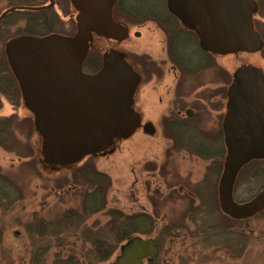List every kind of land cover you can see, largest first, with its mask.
Here are the masks:
<instances>
[{
    "label": "flooded vegetation",
    "instance_id": "obj_1",
    "mask_svg": "<svg viewBox=\"0 0 264 264\" xmlns=\"http://www.w3.org/2000/svg\"><path fill=\"white\" fill-rule=\"evenodd\" d=\"M142 1V6L135 9L134 0H0V79L6 74L11 78L18 94L17 108H20L22 101L26 103V100L22 81L11 67L8 49L22 40L47 42V46L55 51L49 55L46 79L36 92L54 96L53 108L59 109L63 103L101 105L118 98L120 107L131 110L135 77L130 69H134L139 78L135 83L139 86L137 97L140 95L143 99L148 112L144 126L151 128V132L144 131L154 136L153 126L159 128L156 149L158 156L162 154L163 163L159 161L157 168L151 169L153 175H157L156 169L159 173L169 172V165L179 161L180 165L187 162L190 166L203 163L201 181L206 175L221 176L224 162L229 157L228 119L240 103L259 101L260 114L253 109L247 121L250 128L256 129L253 133L256 139H264V0H249L252 11L246 21L239 26H228L233 40L240 42L241 46L225 53L208 47L203 49L194 26L186 25L173 13L168 8V0ZM141 33L146 35V44L142 51H135L134 38L139 39ZM180 38L184 40L180 41ZM93 41L97 43L94 48L90 45ZM225 43L230 41L225 40ZM191 49L200 56L192 57ZM70 50L72 54H78L71 69V61L66 57V51ZM239 58H244V61L233 65L232 60ZM109 66L113 70L111 79L106 74L99 84L98 95L104 96L102 101L68 96L71 92L65 83L67 75L74 70L79 71L82 78L71 83L85 87L84 79L102 77ZM56 117L52 114L47 118L54 120ZM95 122L94 118L85 122L84 128H88L85 133H90ZM98 123L101 124L99 129L103 130L106 123ZM97 137L100 136L91 134L86 140L97 142ZM148 148L153 150L151 146ZM263 161L264 157L252 158L239 170L253 162ZM237 173L231 197L235 204L242 205L263 189L248 200L235 202L233 194ZM188 175L183 177L192 185L191 174ZM217 182L219 188L220 179L215 181L216 186ZM209 184L212 186V178ZM216 205L225 215L220 208L219 190ZM215 235L224 237L221 242L216 238L210 243L213 248L209 253L225 264V231Z\"/></svg>",
    "mask_w": 264,
    "mask_h": 264
},
{
    "label": "trees",
    "instance_id": "obj_2",
    "mask_svg": "<svg viewBox=\"0 0 264 264\" xmlns=\"http://www.w3.org/2000/svg\"><path fill=\"white\" fill-rule=\"evenodd\" d=\"M0 92L13 109L12 114L0 116V148L21 161L12 175L0 169V236L5 229L12 226L9 220H4V216L13 212L16 204L24 199L23 196L27 195L31 199L35 195V192L31 195L28 194L29 191L22 190L33 178L36 182L45 181L47 184L42 185L43 189L53 193V206L46 207L45 214L50 216L56 212L57 207L62 210L53 220L46 219V215H39L40 211H35L30 218L18 223L24 233L29 235V264H101L136 234L138 237L142 235L153 239L157 245L158 256L162 253V245L170 238L179 239L193 251H204L206 248H213L210 243L217 238L216 233L225 231V237L229 238L225 241V253L233 260L241 258L246 251L251 250L248 248L250 242L259 241H252L241 230H251L248 222L257 216H264V208L255 216L244 220L222 214L216 205L217 196L213 189L216 175H206L203 181L199 179L197 184L191 185L186 177H181L177 172L173 174L172 167V170L167 171L171 179L165 181L166 189L162 193L156 188L148 191V178L155 179L156 175L146 170L143 187L148 204L152 206L151 210L142 208L127 213L108 206L111 178L98 171L92 159L86 160L73 170L43 178L31 146L32 121L27 117H17L14 113L18 107V94L8 74L0 79ZM160 173L167 176L166 173ZM261 174H264V161L253 162L239 170L234 186L235 202H241L236 196L239 188L249 191L259 181ZM211 178L212 186L209 184ZM260 189L264 190V186ZM172 200L180 205L182 214L177 217H174L177 205L173 207L171 204L165 209L161 206L162 202L165 204ZM160 208L163 213L159 212ZM93 217L95 218L88 222ZM217 220L222 222L220 227L216 225ZM29 231L33 233L31 236ZM259 243L264 246V243ZM1 250L4 253L0 261H8L10 255H6V250L0 248ZM176 255L174 253L172 256ZM209 256L212 257L211 253ZM183 259L184 257L179 258L180 264H187ZM150 264H158V260Z\"/></svg>",
    "mask_w": 264,
    "mask_h": 264
},
{
    "label": "water",
    "instance_id": "obj_3",
    "mask_svg": "<svg viewBox=\"0 0 264 264\" xmlns=\"http://www.w3.org/2000/svg\"><path fill=\"white\" fill-rule=\"evenodd\" d=\"M168 8L186 25L194 26L202 40L200 45L203 49L208 47L215 52L225 53L235 46H241L240 42L233 40V33L228 26H239L245 22L252 11V3L249 0H168ZM193 19L195 22H191ZM225 40H229L230 43H225ZM248 48L251 49V46L249 45ZM53 51L55 49L47 46V42L22 40L9 47L8 55L13 71L22 81L23 94L28 107L37 114L40 125L46 130L48 142L44 144V157L54 161L60 160L62 163L73 162L82 155L85 145L100 143L113 131L132 125L134 118L129 108L119 106L118 98H115L114 102H104L101 105L90 102L80 105L63 103L59 109L53 108L54 96L36 92L46 79L49 55ZM66 57L71 61L72 65L69 66L71 69L78 54H72L70 50L66 51ZM106 74L108 79H111L113 70L110 66L102 77L86 78L85 87H77L71 82H77L82 77L79 71L74 70L65 79V83L68 84L67 89L71 92L68 96L80 97L85 101H102L104 96L98 95L99 84ZM260 107L257 100L254 103L242 102L228 119L229 157L220 180L219 201L223 213L236 220L246 219L264 208V190L242 205L235 204L231 197L233 180L239 168L252 158L264 157V139H256L253 134L256 129L250 128L247 121L253 109H257L260 114ZM52 114L57 115L54 120L47 118ZM91 118L96 122L90 133H85V130H88L84 128L85 122ZM98 122L106 123L103 130L99 129L101 124ZM144 130L151 132L149 125L144 126ZM91 134L100 136L97 137V142L86 140ZM249 137L255 139V142L248 146H237L239 141L246 143ZM60 140L65 142L61 143ZM157 254V245L153 239L135 236L120 246L119 254L111 264H144L145 260L153 262Z\"/></svg>",
    "mask_w": 264,
    "mask_h": 264
},
{
    "label": "rangeland",
    "instance_id": "obj_4",
    "mask_svg": "<svg viewBox=\"0 0 264 264\" xmlns=\"http://www.w3.org/2000/svg\"><path fill=\"white\" fill-rule=\"evenodd\" d=\"M142 3V0H134L133 7L135 9H139L142 6ZM145 36L146 35L144 33H141L139 39L134 38L135 51L143 50V46L146 44ZM180 41L183 40L180 38ZM90 45L94 48V46H97V43L93 41ZM191 56L199 57L200 54L195 49H191ZM121 59L125 61L124 58L121 57ZM243 61L244 58H239V60H232V63H234L233 65H235L240 64ZM242 66L246 67V65ZM130 71L135 77V83L137 84L139 78L136 75V72L134 71V69H130ZM135 83L133 92L134 102L131 106V112L134 118L133 124L113 131L100 143L85 145L81 152L82 155L77 158L76 161L73 160V162L68 161L62 163L60 160L54 161L51 158L44 157V144H47L48 142L46 141V130L43 126L40 125V121L37 118V114L30 110L24 100L22 101L20 108H16V110H14V113L17 115V117H27L32 121L33 132L31 135V146L35 158L37 159V166L39 167V171L43 175V178H45L46 176H56L67 170H73L77 166L84 163L86 160L92 159L95 163L96 169L107 174L111 178V189L107 197L109 201V207H116L118 209H122L126 213L128 211H136L142 208H144L146 211L151 210L152 206L148 204V200L146 197L147 194L146 192H144L143 185H145L144 178L146 179V172H152L153 170H151L152 168L150 167L157 168V165L160 163L159 161H161L162 154L160 153V156H158L159 151L156 149V139L160 137L159 128H157L156 126L154 128V126L152 125L153 133L156 131V134L154 136L147 135L144 131L143 127L146 124L145 122H147L146 118L148 117V112H146L147 109L144 107L143 99L140 97V95L139 97H137L139 94V86H135ZM12 113L13 109L9 105L7 99H5L4 96L0 94V116H8ZM245 142L246 143L239 141V144L237 146H248L249 144L254 143L255 139L249 137L248 140ZM150 146L153 148L152 151L148 148ZM157 156L160 158L159 160H157ZM20 162L21 161H18L13 154H10L0 148V169L3 172L12 175V173L15 171V168L19 165ZM148 162L150 163L148 164ZM161 163L163 162L161 161ZM181 164L182 165H180L179 161H175L174 165H169L170 170L174 168L173 174L176 171L181 177L185 176V174H191L190 180L193 183L201 178V174L204 172L203 163L198 162L196 166H190V164H188L187 162ZM226 164L227 160L224 162L221 176H217L214 179V183L216 180L222 179L224 167L226 166ZM147 168H149V170L151 171H146L148 170ZM156 173L157 175L155 179L148 178V181L146 183L149 185L148 191H152L154 188H156L163 193L165 191L164 189H166L165 183L167 181H170L169 179H171V176L167 174V171H165L167 176H164L159 173V170L157 169ZM263 175L261 174L260 181L255 182L251 187L254 188L257 186V190L250 188L249 191H244L243 188H239L236 195L237 198H239L240 200L250 199L261 187L264 186ZM30 181L31 182L27 185V187H23L22 190H27V192L29 191L28 194L31 195H33V192H35V195L32 196L31 199H29L27 195L26 197L23 196L24 199L20 203L16 204L14 209L15 211L13 210L12 213H9L4 216V220H9V223H12V226L11 228L5 229L1 233L0 248L6 250V255H10V258L8 261H4V259H1L0 264H29V235L24 233L22 228L19 227L18 223H21L30 218V216L35 211H40L39 215H46L44 218L50 220L55 219L62 212L61 208L57 207L59 209L55 208L56 212L50 214V216L47 213L45 214V208H51L53 206V193L50 190L45 191L43 189L42 185L44 186L47 184L45 181L36 182V179L34 178ZM201 186L199 185V187ZM35 187L36 190H33L35 189ZM213 189L216 193L215 195L217 196L218 201V182L217 186L214 185ZM175 201L176 200L168 201L165 204L162 202L161 206H163V208L165 209L166 207L171 206V204L173 207H176L177 205V207L175 208L176 214L174 216L177 217L182 214V212L180 211L179 203H175ZM196 204L198 205V202H196ZM159 210V212L163 213L161 208ZM94 218L95 217L88 219V222H90ZM220 223H222L221 220L216 221V225H218L219 227L221 226L219 225ZM248 226L249 228H251V230L246 229L244 226L245 229L244 231L241 230V232L248 234L252 241L259 240L261 243H264V216H257L255 219H252L248 222ZM30 232L31 231H29V234L31 236L33 233ZM222 237L224 236H218L216 240L221 242L223 240ZM36 238L39 237L36 236ZM141 238L145 237L141 235ZM227 240H229V238L225 237V241ZM259 241L250 242L248 248L249 250H251L246 251L245 254L239 259L233 260L225 253V264H264V246L260 245ZM258 246H261V248ZM165 248L167 249V251H169L167 252ZM3 253V250H1L0 258L3 257ZM174 253L177 254L176 257L172 256L174 255ZM117 255L118 249L114 251L110 259L101 264H111V262ZM181 257H184L183 261L186 260L187 264H224L219 259L217 260V257H210L209 249L206 248V250L204 251H200V249H197L193 251L188 248V245L186 246V244L181 243V241L179 239L177 240L176 238H174L173 240L170 238L168 239V241L164 242V244L162 245V253H160L159 256L157 255L154 261L158 260V264H180L179 258L181 259ZM144 264L147 263L144 262Z\"/></svg>",
    "mask_w": 264,
    "mask_h": 264
}]
</instances>
